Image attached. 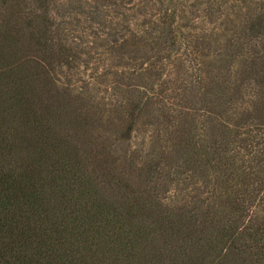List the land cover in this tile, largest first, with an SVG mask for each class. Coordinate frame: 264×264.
I'll return each mask as SVG.
<instances>
[{"label":"trees","instance_id":"16d2710c","mask_svg":"<svg viewBox=\"0 0 264 264\" xmlns=\"http://www.w3.org/2000/svg\"><path fill=\"white\" fill-rule=\"evenodd\" d=\"M80 1L0 0V264H264L262 14L247 29L249 57L242 36L224 48L239 68L216 115L130 169L140 154L126 144L151 101L131 94L107 141L90 100L55 78L68 59L57 18ZM92 1L102 21L116 5ZM154 38L161 47L170 33ZM249 88L253 111L228 115L224 102L233 112ZM170 183L178 198L165 196Z\"/></svg>","mask_w":264,"mask_h":264},{"label":"rangeland","instance_id":"374dc122","mask_svg":"<svg viewBox=\"0 0 264 264\" xmlns=\"http://www.w3.org/2000/svg\"><path fill=\"white\" fill-rule=\"evenodd\" d=\"M53 1L59 9L68 0ZM114 1L115 6L103 9V21L90 15L92 0H81L77 13L70 10L57 18L66 33L68 59L57 65L55 78L59 86L90 100L103 125L95 135L100 132L107 141L114 138L104 132L105 124L113 123L117 115L125 117L131 94L151 101L126 144L128 155L140 154L133 169L142 167L152 151L166 150L187 122L216 115L212 103L222 97L220 88L228 87L239 68L224 53L225 46L242 36L249 57L256 41L249 40L247 29L252 19L260 14L264 18V0ZM167 32L169 42L161 47L154 43L156 34ZM234 102L233 112L228 103L223 108L228 115L241 117L253 111L258 99L249 88ZM165 190L167 197L180 194L175 183Z\"/></svg>","mask_w":264,"mask_h":264}]
</instances>
